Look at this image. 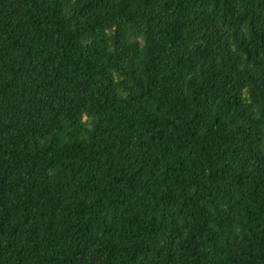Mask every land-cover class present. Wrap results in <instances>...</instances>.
<instances>
[{"label":"trees","instance_id":"obj_1","mask_svg":"<svg viewBox=\"0 0 264 264\" xmlns=\"http://www.w3.org/2000/svg\"><path fill=\"white\" fill-rule=\"evenodd\" d=\"M0 264H264V0H0Z\"/></svg>","mask_w":264,"mask_h":264}]
</instances>
